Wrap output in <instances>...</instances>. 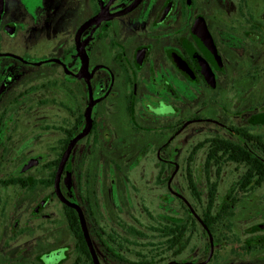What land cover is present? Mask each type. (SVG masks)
I'll list each match as a JSON object with an SVG mask.
<instances>
[{"label": "flooded vegetation", "instance_id": "1", "mask_svg": "<svg viewBox=\"0 0 264 264\" xmlns=\"http://www.w3.org/2000/svg\"><path fill=\"white\" fill-rule=\"evenodd\" d=\"M1 4L0 264H264V0Z\"/></svg>", "mask_w": 264, "mask_h": 264}, {"label": "water", "instance_id": "2", "mask_svg": "<svg viewBox=\"0 0 264 264\" xmlns=\"http://www.w3.org/2000/svg\"><path fill=\"white\" fill-rule=\"evenodd\" d=\"M1 11H2V4H1V0H0V14H1ZM86 133H87V131H86L85 133H83L81 136L77 137V138L73 141L72 145H74V144H75L80 138H82ZM72 145H71V147L67 150V152L62 156V159H61V170L59 171V174H60V172H61V174H62V171H63V169H64V167H65V164H66L67 160L69 159ZM58 193H59V196H61L60 199H62V200L64 201V199H63V197H62V195L60 194L59 191H58ZM64 202L67 203L68 205L72 206L73 208L77 209V210L80 212V209H79L77 206L72 205V204L68 203L67 201H64ZM81 222H82V226H83V230H84L85 236H86V238H87V242H88L89 247H90V249H91V252H92V254H93V256H94L95 264H98V261H97V259H96L95 254H94V251H93V249H92V247H91V242H90V239H89V237H88L87 229H86L85 222H84V218H83L82 214H81Z\"/></svg>", "mask_w": 264, "mask_h": 264}, {"label": "rangeland", "instance_id": "3", "mask_svg": "<svg viewBox=\"0 0 264 264\" xmlns=\"http://www.w3.org/2000/svg\"><path fill=\"white\" fill-rule=\"evenodd\" d=\"M142 187H140V190H142L141 189ZM145 188L146 187H144V190H145ZM146 194V198H150L151 196H152V194L151 193H149V192H147V193H145ZM260 194H264V191L263 192H260ZM134 195V194H133ZM260 198H262V197H260Z\"/></svg>", "mask_w": 264, "mask_h": 264}, {"label": "trees", "instance_id": "4", "mask_svg": "<svg viewBox=\"0 0 264 264\" xmlns=\"http://www.w3.org/2000/svg\"><path fill=\"white\" fill-rule=\"evenodd\" d=\"M264 181V180H263Z\"/></svg>", "mask_w": 264, "mask_h": 264}]
</instances>
